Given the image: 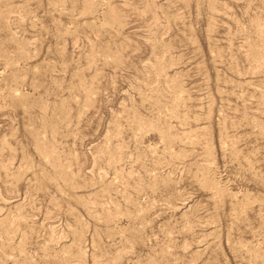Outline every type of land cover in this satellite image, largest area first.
<instances>
[{"label":"rangeland","instance_id":"rangeland-1","mask_svg":"<svg viewBox=\"0 0 264 264\" xmlns=\"http://www.w3.org/2000/svg\"><path fill=\"white\" fill-rule=\"evenodd\" d=\"M0 264H264V0H0Z\"/></svg>","mask_w":264,"mask_h":264}]
</instances>
